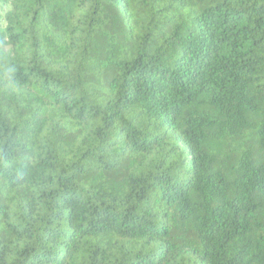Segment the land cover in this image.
Instances as JSON below:
<instances>
[{
  "label": "trees",
  "instance_id": "trees-1",
  "mask_svg": "<svg viewBox=\"0 0 264 264\" xmlns=\"http://www.w3.org/2000/svg\"><path fill=\"white\" fill-rule=\"evenodd\" d=\"M0 264H264V0H0Z\"/></svg>",
  "mask_w": 264,
  "mask_h": 264
},
{
  "label": "rangeland",
  "instance_id": "rangeland-1",
  "mask_svg": "<svg viewBox=\"0 0 264 264\" xmlns=\"http://www.w3.org/2000/svg\"><path fill=\"white\" fill-rule=\"evenodd\" d=\"M8 8H9V5L7 4L3 5L2 10L0 11V19H2L4 12L8 10Z\"/></svg>",
  "mask_w": 264,
  "mask_h": 264
}]
</instances>
